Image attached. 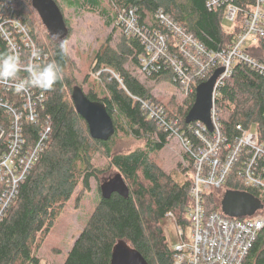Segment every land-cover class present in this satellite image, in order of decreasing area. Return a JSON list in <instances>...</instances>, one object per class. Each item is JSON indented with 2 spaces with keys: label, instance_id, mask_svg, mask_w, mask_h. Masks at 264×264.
<instances>
[{
  "label": "trees",
  "instance_id": "trees-1",
  "mask_svg": "<svg viewBox=\"0 0 264 264\" xmlns=\"http://www.w3.org/2000/svg\"><path fill=\"white\" fill-rule=\"evenodd\" d=\"M15 1L23 6L24 20L37 44L49 55L47 63H59L63 78L52 90L46 91L47 98L42 108L43 117L49 118L52 125L49 146L22 183L19 196L0 222V264H48L38 255L40 246L66 210L70 199L79 189L78 195L90 190L93 180L98 184L101 195L102 183L115 173L122 174L130 189L129 197L117 193L109 199L100 196L96 209L63 264H111L114 247L120 241L139 251L149 264H175L164 222L167 214L172 212L178 224L189 225L188 211L192 204L189 192L193 176L191 158L185 155L189 165L182 174L186 180L179 181L177 176L166 171L158 154L172 140L149 117L142 104L130 99L120 89L117 80L105 72L100 81L87 74L80 80L70 52L67 56L60 53V40L68 42L72 35L68 19L64 16L69 28L68 36L54 39L34 9L32 0ZM54 1L63 15L71 8L99 13L106 18L108 27L113 26L119 11L134 9L142 27L161 29L157 14L162 10L213 51L227 49L242 31L240 20L225 27V11L210 10L206 0ZM115 29L120 32L115 44L110 35L93 50L90 61L95 65L94 71L113 70L133 95L165 106L170 118L180 119L181 126L189 129L185 118L195 102L196 93L184 102L173 97L167 104H162L152 95V88L128 69L131 66L134 71H139L145 48L141 39L125 35L116 26ZM169 38L173 40V35L169 34ZM169 45L174 51L173 43ZM3 52L7 49L0 40V53ZM250 53L264 61V40L252 47ZM163 68L148 78L155 81L166 79L178 88L173 81V71ZM77 86L90 100L106 106L115 125V134L108 141L92 138L87 121L76 111L72 93ZM215 107L221 132L230 142L241 133L238 125L255 132L264 142V75L246 64H237L232 76L221 87ZM38 128L37 125H25L26 134L31 136L28 141L34 139ZM189 135L193 142H197L192 133ZM122 138L143 142V146L121 152L118 142ZM5 149L6 144L2 142L0 155ZM241 166V163L236 166L223 188L213 189L206 195L208 212H220L229 219L248 218H233L223 212L226 191L250 192L264 205V195L246 187L240 178ZM257 212L264 213V208ZM246 264H264V229Z\"/></svg>",
  "mask_w": 264,
  "mask_h": 264
},
{
  "label": "built area",
  "instance_id": "built-area-1",
  "mask_svg": "<svg viewBox=\"0 0 264 264\" xmlns=\"http://www.w3.org/2000/svg\"><path fill=\"white\" fill-rule=\"evenodd\" d=\"M206 4L210 10L223 9L230 22H241L240 35L223 51L206 48L162 10L157 14L161 29L142 27L134 9L119 11L113 25L127 36L140 38L144 44L139 68L144 77L159 73L163 67L173 71V81L183 101L196 93L200 82L223 68L213 92V132L200 122L189 124V129L183 128L180 119L168 116L165 106L133 95L113 70L103 69L96 73L100 79L108 71L120 89L130 99L139 101L149 117L160 125L169 139L182 146L193 162L189 225L178 224L172 212L166 218L175 224L179 238L172 246L175 264H246L264 229V213L256 212L244 220L229 219L220 212L207 211L206 195L213 189L223 188L240 163L239 175L245 186L264 195V142L255 132L239 125L240 135L230 142L221 132L215 107L221 87L232 76L237 64H246L264 75V61L250 53L252 47L264 40V0H206ZM24 11L15 0H0V40L7 51H18L26 64L42 66L47 64L49 55L37 44L24 20ZM169 34L173 35V40ZM169 43H173L174 51ZM33 51L39 54L33 57ZM27 75L21 72L20 78ZM46 98L45 90L30 88L18 94L14 83L0 82V144H6L0 155V222L19 196L22 183L49 146L52 125L50 119L42 115ZM28 124L39 126L31 142L25 129ZM189 133L197 142L191 140Z\"/></svg>",
  "mask_w": 264,
  "mask_h": 264
},
{
  "label": "rangeland",
  "instance_id": "rangeland-1",
  "mask_svg": "<svg viewBox=\"0 0 264 264\" xmlns=\"http://www.w3.org/2000/svg\"><path fill=\"white\" fill-rule=\"evenodd\" d=\"M64 16L68 19L72 28L71 39L68 41V49L79 70L78 78L81 80L87 74L94 80L100 81L97 73L94 71L95 65H91L90 57L92 56L93 50L99 48L110 35H112L113 44H115L119 39V30L115 29L114 25L111 27L106 26V18L99 13L89 12L84 9H68ZM233 24L236 23L230 22L225 17L223 21L225 27ZM128 69L147 87L152 88V95L162 104H167L173 97L178 102H184L178 88L170 83V81L166 79L161 81L150 80L144 77L138 70L134 71L133 67L129 66ZM105 74L110 75L108 71ZM141 146H143V142L137 140L127 141L122 138L118 142V147L121 148V152L131 151ZM185 155L182 146L177 141L172 140L158 154V158L166 171L177 176L179 181H184L186 177L183 176L182 172L189 165ZM79 190L70 199L66 210L45 236L40 246L38 255L44 263H64L68 253L72 250L86 222L100 201L101 195L96 181L93 180L92 188L84 191L81 195H78ZM164 230L171 246L178 243L179 238L176 234V226L172 220H165Z\"/></svg>",
  "mask_w": 264,
  "mask_h": 264
},
{
  "label": "water",
  "instance_id": "water-1",
  "mask_svg": "<svg viewBox=\"0 0 264 264\" xmlns=\"http://www.w3.org/2000/svg\"><path fill=\"white\" fill-rule=\"evenodd\" d=\"M32 5L53 37L54 34H59L60 39L68 36L69 28L65 17L54 0H32ZM223 71V68L215 70L208 80L196 87L195 102L185 118L186 124L200 122L210 132L214 131L212 121L213 92L216 81ZM72 99L76 111L87 121L92 138L108 141L115 134L114 121L103 103L90 100L79 86L74 88ZM114 193L126 198L130 194V189L120 173L104 181L101 185L103 198L109 199ZM263 208V202L250 192H225L223 212L230 217H252ZM111 264L149 263L139 251L131 248L126 242L120 241L114 247Z\"/></svg>",
  "mask_w": 264,
  "mask_h": 264
},
{
  "label": "clouds",
  "instance_id": "clouds-1",
  "mask_svg": "<svg viewBox=\"0 0 264 264\" xmlns=\"http://www.w3.org/2000/svg\"><path fill=\"white\" fill-rule=\"evenodd\" d=\"M54 39H60L59 34H54ZM59 50L62 55H68L67 40H60ZM38 54V51H33L32 56L35 57ZM21 72H26L27 77L20 78ZM62 78V66L55 61L42 66L26 64L21 54L15 49L0 53V82L14 83V90L18 94L27 92L30 88L52 90Z\"/></svg>",
  "mask_w": 264,
  "mask_h": 264
}]
</instances>
